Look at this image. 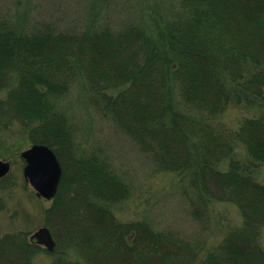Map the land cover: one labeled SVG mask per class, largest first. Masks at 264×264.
<instances>
[{
    "label": "trees",
    "instance_id": "16d2710c",
    "mask_svg": "<svg viewBox=\"0 0 264 264\" xmlns=\"http://www.w3.org/2000/svg\"><path fill=\"white\" fill-rule=\"evenodd\" d=\"M175 7L183 15L156 35L131 18L128 4L122 21H45L24 32L0 15V131L16 128L30 143L47 144L63 168L46 210L50 264H264V182L256 177L264 165V0ZM79 77L88 103L156 170L189 175L195 221L207 229L217 200L235 204L243 225L203 254L205 234L120 221L110 204L129 198L131 185L103 154L77 155V127L61 106ZM233 103L258 112L233 129L218 120ZM238 143L246 160L234 156ZM39 248L27 232H7L0 264H36Z\"/></svg>",
    "mask_w": 264,
    "mask_h": 264
},
{
    "label": "rangeland",
    "instance_id": "374dc122",
    "mask_svg": "<svg viewBox=\"0 0 264 264\" xmlns=\"http://www.w3.org/2000/svg\"><path fill=\"white\" fill-rule=\"evenodd\" d=\"M176 1L0 0V15L13 19L17 29L24 32L45 21L57 22L62 26L72 21L86 25L94 18L104 19L105 16L122 21L121 17L126 13L123 7L128 4L132 8L131 18L156 35L159 26L163 27L172 17L183 15V11L175 7ZM83 81L79 77L71 91L62 98L61 106L77 127V155L86 156L92 151L103 154L131 185L132 194L129 198L110 204L120 221L143 220L156 229L168 228L192 237L205 234L203 254L216 247L230 230L243 225L242 215L235 204L217 200L209 204L210 224L207 229L195 221L190 213L189 200L197 190L190 185L189 175L156 170L148 154L88 103ZM257 110V107L233 103L218 120L238 129L243 119L252 116ZM25 136L16 128L8 132L0 131V159L11 164L4 187L1 181L4 177L0 178V200L3 201V204L0 203V236L22 230L28 233L30 240L40 228L48 227L46 210L50 209L52 202L38 196L25 179L26 161L21 153L32 145ZM236 147L234 156L246 160L248 154L245 146L238 143ZM226 166L227 162H224L223 167ZM256 175L259 181L264 182V165L257 169ZM261 240L264 245V230ZM38 244L41 250L35 254L34 262L50 264L56 255L46 250L48 246L45 243L39 241ZM74 257L78 258L72 252L71 258Z\"/></svg>",
    "mask_w": 264,
    "mask_h": 264
},
{
    "label": "water",
    "instance_id": "95a60500",
    "mask_svg": "<svg viewBox=\"0 0 264 264\" xmlns=\"http://www.w3.org/2000/svg\"><path fill=\"white\" fill-rule=\"evenodd\" d=\"M21 155L26 161L25 179L33 186L38 196L52 200L58 193L63 175L61 162L55 150L47 144L34 143L23 150ZM10 170V162L0 159V178L8 175ZM30 240L33 243L43 242L51 250L55 245L51 231L46 227L40 228Z\"/></svg>",
    "mask_w": 264,
    "mask_h": 264
}]
</instances>
